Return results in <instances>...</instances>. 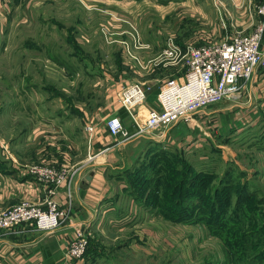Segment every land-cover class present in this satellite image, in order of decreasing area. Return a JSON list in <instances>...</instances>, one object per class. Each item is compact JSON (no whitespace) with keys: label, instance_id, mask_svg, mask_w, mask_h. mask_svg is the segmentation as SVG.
<instances>
[{"label":"rangeland","instance_id":"rangeland-1","mask_svg":"<svg viewBox=\"0 0 264 264\" xmlns=\"http://www.w3.org/2000/svg\"><path fill=\"white\" fill-rule=\"evenodd\" d=\"M117 1L122 2H118L120 7L113 3ZM117 1L0 0L5 10H0V148L21 140L23 148L51 150L56 146L65 153L73 150L74 160L93 157L90 147L84 146L83 128L88 118L103 119L108 113L112 88L117 84L121 88L119 82L125 79L126 83H142L146 92L141 107H157L160 86L151 80V70L161 72L154 76L167 81L181 80L186 69L183 59L162 60L167 42L171 39L184 48L209 45L217 38L213 33L225 29L221 0H191L186 6L168 3L182 0ZM166 65L172 73L165 74ZM241 98L209 105L207 113L198 111L192 119H181L165 131L131 138L121 134L130 140L116 149L123 152L124 164L111 170L108 178L117 210L125 216L118 217V223L108 216L99 229L106 244L101 252L112 260L95 264L264 262V255L247 259L236 255L234 248L231 255L236 260L230 257L231 245L224 246L217 236L225 228L198 223L205 203L196 212L188 204L193 192L187 198L181 196L187 201L185 220L193 221L171 222L156 214L163 207L174 216L173 206L181 208L183 203L170 200L169 191L180 177L192 176L193 171L182 166L190 164L197 171L193 185L199 194L209 196L213 193L210 187L215 186L223 192L218 195H225V185H231L230 214L242 187L236 221L247 228L263 226L264 95L251 93ZM209 130L216 133L212 140L200 139L211 138L202 133ZM68 133L76 139L75 148L65 136L72 135ZM40 157L28 162L26 169L30 164H49L47 157ZM164 165L167 172L162 170ZM227 168L232 172L220 181ZM80 259L84 256L76 260Z\"/></svg>","mask_w":264,"mask_h":264},{"label":"crops","instance_id":"crops-1","mask_svg":"<svg viewBox=\"0 0 264 264\" xmlns=\"http://www.w3.org/2000/svg\"><path fill=\"white\" fill-rule=\"evenodd\" d=\"M190 1H169L168 3L186 6ZM263 1L221 0L223 4L220 7L223 11V19L226 22L224 23L225 29L219 30L218 35H215L216 31L212 32L214 37L217 38L211 39V41L219 42L235 32L252 33L257 25L260 22L262 23V15L259 14L257 6ZM118 2L120 1L113 3L120 7ZM132 2L135 3L136 1L132 0ZM104 3L105 5L108 4V2ZM217 9L218 11L220 10V8ZM0 10L2 12L5 11L1 7ZM142 41L143 44L148 43L146 42L148 40ZM261 48L264 50V31L261 38ZM165 67L167 68L168 65ZM151 71V75H153L151 80H155L161 86L160 84L166 78L164 76H154L159 75V73L162 75L161 72L157 73L154 68ZM169 73H172V70H169L168 67L165 74ZM171 75L169 76L171 77ZM126 82L127 80L125 79L119 83L124 85L127 84ZM119 88L120 86L117 84L112 88L115 91H110L112 98L111 102L107 100L110 102L107 110L108 115L106 114L103 119H96V116L92 119L88 118L85 123V126H93L92 134L88 132V136L86 132L83 134V139H85L84 146L88 145L90 147L89 152L92 150L93 157L90 155L89 157L74 160L73 150L69 149L65 153L62 152V148H57L56 146L51 150H45V146L23 148L20 145L21 140L17 144L12 143L10 148L8 146L7 148L4 146L0 148V211L22 200L41 202L50 188L54 191L53 197L60 208L64 210L60 225L52 232H43L36 229L32 224L18 225L10 229L0 230V264H85L84 259L76 260L70 257L68 253L70 241L75 238L76 232L79 230L83 233L85 232L86 236L89 235L95 240H99L101 244H105L103 237L98 233L99 229L103 228L104 222L106 225L108 216L109 219H115L120 212L117 210L118 201L112 197L114 192L110 189L108 174L111 170L117 171L124 164L125 158H121L123 152L120 150V152H116V149L122 148L129 139L125 140L122 135L114 137L109 134L104 121L111 115H118L124 126L122 134L132 135L135 130L133 120L126 110L120 106L115 96ZM251 93L264 95V75L259 68H256L249 81L244 83L241 99L247 95L250 96ZM208 107L199 110V112L207 113L205 111H207ZM148 110L149 107L145 105L137 108L139 119H142L141 116L145 117ZM195 114H198V112ZM83 129L85 130V128ZM202 133L211 137L201 138L198 136L204 141L207 139L212 140V136L216 134L213 130ZM68 134H72L65 136L69 143L74 146L73 141L76 139L72 137L73 133ZM72 148H75V146ZM41 152L42 155L40 154ZM39 157H47L48 159L45 161L49 164H46L54 166L56 169H69L70 174L59 184L37 180L27 172L26 165ZM116 227H120V225L117 224ZM118 231H121V229ZM99 261L110 262L111 260L106 258L99 259Z\"/></svg>","mask_w":264,"mask_h":264},{"label":"built area","instance_id":"built-area-1","mask_svg":"<svg viewBox=\"0 0 264 264\" xmlns=\"http://www.w3.org/2000/svg\"><path fill=\"white\" fill-rule=\"evenodd\" d=\"M257 9L262 15V23L252 33L235 32L213 44L186 48L170 39L162 51V60L175 62L183 59L186 65L184 75L181 80L169 79L161 84L157 107L150 108L143 119H139L137 108L145 98L146 88L139 82L124 84L117 93V100L135 126L133 134L126 138L165 131L181 119H192L195 113L209 105L226 98L236 100L241 97L244 83L249 81L256 68L264 75V50L261 48L264 1ZM105 125L114 137L124 131L118 115L107 118ZM85 130L92 134L93 126H85ZM64 171H56L45 164H30L27 168V172L37 180L55 184L70 174ZM53 196L54 191L50 188L41 202L22 200L1 210L0 230L32 224L43 232L54 231L60 225L64 210ZM86 246L85 233L77 231L68 246L70 257L78 259L84 256Z\"/></svg>","mask_w":264,"mask_h":264},{"label":"trees","instance_id":"trees-1","mask_svg":"<svg viewBox=\"0 0 264 264\" xmlns=\"http://www.w3.org/2000/svg\"><path fill=\"white\" fill-rule=\"evenodd\" d=\"M147 142H153L148 139H145ZM186 169H191L193 171V174L190 178H179L176 180V184H174L171 187V190L169 191L170 194V200L177 201L176 203H183L181 208L176 204L178 207L173 206V214L174 216H171L169 212H165L163 207H160L159 212H156V214L162 216L163 218L171 221V222H189L193 220H185L186 216L189 215V213L185 210V207H183L185 202H187L185 199H181V196H187L192 195V192L194 193L192 200L188 202L193 209L198 212V205H202L205 203L200 209H202V212L198 215V223L206 224L209 228L212 229H218L225 228L224 231L218 233V237L221 236V239L223 241V245L226 244L231 245L230 250L228 252L230 257H233L235 260V256L231 255L233 254V251L231 250L234 248L236 250V255H243L244 257H247V259H251V256L264 255V221L263 226H254L252 228H247L244 226L243 222H237L236 217L240 213V203L239 198L243 194L242 187H239V192L236 195V200L233 201L234 209L229 214L227 206L230 203V187L231 185H228V187L225 185V195H218L219 192L223 193L218 187L211 186L210 190H213V193L209 196H204L203 194H199V189L193 185L194 181H197L198 176L197 171L194 170L192 165L185 164L182 165ZM163 172H167L168 168L167 166H163ZM232 171L230 169H226V171L223 172L221 177L219 178L220 181H223L225 178H228V174ZM242 173V171H241ZM162 174V172H161ZM160 178V176L156 177ZM199 187H204V182L198 183ZM197 185V186H198ZM158 189H153L152 191L157 192ZM191 191V192H190ZM159 204V203H158ZM152 206H154L152 204ZM220 207V210L217 208ZM245 214V213H244ZM123 215V216H122ZM124 213H119L116 217V221L118 217H124ZM258 216V215H257ZM259 221L262 219L258 216L257 217ZM247 219L249 217L247 216ZM216 229V230H217ZM228 238V239H226ZM226 239V240H225ZM104 244L100 243L99 240H95L94 238L87 235V246L84 253V263L85 264H95L96 259H106L109 258V256L106 253L101 252V246ZM239 245V246H237ZM109 260H112L109 258ZM230 261V259L228 258ZM238 260L237 262H239ZM258 261V260H257ZM256 264H264V262H257Z\"/></svg>","mask_w":264,"mask_h":264}]
</instances>
